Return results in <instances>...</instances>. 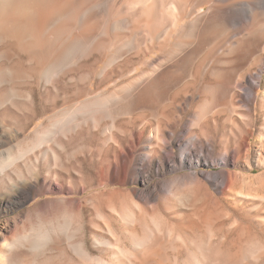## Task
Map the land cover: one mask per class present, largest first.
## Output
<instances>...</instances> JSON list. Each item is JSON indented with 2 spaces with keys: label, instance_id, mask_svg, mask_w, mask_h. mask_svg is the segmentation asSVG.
I'll use <instances>...</instances> for the list:
<instances>
[{
  "label": "rangeland",
  "instance_id": "rangeland-1",
  "mask_svg": "<svg viewBox=\"0 0 264 264\" xmlns=\"http://www.w3.org/2000/svg\"><path fill=\"white\" fill-rule=\"evenodd\" d=\"M108 1L113 3L111 0H74V8L68 12L70 9H66L69 8V3L65 0L61 5L57 0V3L55 0H16L13 4L31 6L37 12L42 8L47 10V18L32 15L31 20H35V23L33 27L29 23V28L21 26L13 29L4 24L8 18L21 22L23 17H17L19 19L16 20V16H0V165L4 166V171L0 174V203H3L0 207V228L7 223L10 225V232L6 233L5 238L12 241L19 235L32 233L40 223L50 218L48 210L52 211L64 199H77L75 214L79 216L77 220L83 223L84 232L74 242L83 237L93 256L104 255V247L97 246L94 238L104 239L110 236L96 212L93 196L102 189L144 188L142 183L121 186L115 181H108L109 167L119 153L115 150V142L117 140L125 146L140 135L142 145H147V140L159 126L157 129L161 128L165 139L174 142L172 150L176 153L177 168L155 176L150 181L151 186L158 187V194L155 199L157 201L153 200L148 204L149 215L155 212L154 205L158 204V200L172 196L164 192L167 186L176 188L173 195L181 194L194 186L191 172L199 171L209 175L227 173L236 180L233 186L228 187V193L217 189L221 185L215 181L212 188L209 185L212 180L205 182L215 192L216 200L212 201L227 213L216 228L222 227L223 232L229 233L228 221L231 216L239 224L254 228V235L264 239V226L260 229L256 223L260 214H263L264 204L255 197L264 193V73H261L264 71V51L256 53L237 77V80L247 82L248 79L254 81L261 74L263 80L255 91L254 99L248 98L247 92L242 89H231L227 98L219 100V105L208 114L209 117L205 116L198 121L195 119L200 105L212 101V95L205 92V87L215 84L216 78L212 73L214 67L223 62L226 56L228 59L234 57L231 50L240 39L261 28L264 30V2L258 1L262 2L260 5L255 2L261 8L258 15L251 18L250 0H224L225 3H233L240 12L236 11L229 28L216 36L196 57L191 78L172 85L167 92L159 94L157 97L161 101L155 107L139 104L137 99L136 102L134 98L127 96L128 92L123 88L146 72L145 61L162 59L176 42L194 44L195 40L185 36L180 39L174 37L170 42L163 39L155 42L152 40V43L151 40L144 41L143 34L140 33L143 32L141 20L125 25L127 3L135 0H121L116 13L107 19L103 32L90 41L88 53L84 57L74 64H68L50 79L43 75L46 68L81 32L86 18L84 16L100 15ZM199 1L189 2L192 7L189 5L182 23L193 22L208 11L210 4H196ZM43 3L45 4L42 5ZM50 4L55 12L61 11L59 15H53V11L47 8ZM63 8L67 13L62 11ZM119 50L122 51L120 61L108 65ZM241 58L245 59L244 56H238L236 65H243L245 60L240 62ZM250 73L254 78H250ZM195 74L197 75L194 77ZM164 93L166 97H163ZM114 97L120 98V101L116 103ZM98 99L108 100L110 105L107 104L109 107L99 115L98 120L79 116L74 129L56 135L57 137H49L50 141L45 142L47 144L34 148L32 152L19 154L23 148L28 150L37 133L52 127L53 118ZM225 100L230 101L231 105L225 103ZM197 136L206 146L207 140L211 141L213 147H209L207 152L198 146H190L191 142H196ZM243 136L248 138V148L235 154L234 148L240 147ZM187 148L196 154L203 153L208 164L193 169L182 165L181 156ZM11 156L17 159L10 162ZM215 156L222 160L224 156H228L229 161H222L220 165L215 162L213 164ZM144 163L148 165L147 158H144ZM55 179H59V186L55 184ZM250 179L253 180L252 185L248 183ZM21 190H26L29 198L15 199V193ZM68 205L70 206L69 202L65 201L63 207L68 209ZM176 205L167 215L175 217L179 223L187 221L190 210H186L183 205ZM103 210L102 213H109V210ZM160 213L167 217L165 212ZM2 244L3 241L0 246ZM4 251L0 247V254L3 255ZM32 252L29 248L17 250V258L13 263L7 262L4 256L2 259L7 264H82L67 243L54 244ZM173 255V252H169L168 257ZM149 256L145 254L144 258L150 260ZM155 258L161 261L159 257Z\"/></svg>",
  "mask_w": 264,
  "mask_h": 264
},
{
  "label": "bare ground",
  "instance_id": "bare-ground-1",
  "mask_svg": "<svg viewBox=\"0 0 264 264\" xmlns=\"http://www.w3.org/2000/svg\"><path fill=\"white\" fill-rule=\"evenodd\" d=\"M65 1L69 3V8L65 9H70L68 11L70 12L74 8V0ZM125 1L129 2L130 0ZM190 1L191 0H135L134 2L130 1L127 3L126 11L128 15L124 19L125 25L136 20H141L143 22V32L140 33L143 34L144 41L151 40L152 43V40L155 42L156 40L160 41L163 39L170 42L174 37L180 39L185 36L195 40L194 44L181 41L176 42L166 54L164 53L165 56L163 55L164 57L162 56V59H151L149 62L145 61V63H147L146 72L138 75L130 85L123 88L128 92L127 96L135 100L137 99L139 104L142 103L149 106L157 104L161 101L157 97L159 94L169 90L168 88L172 85L175 86V84L192 76L191 71L194 66V61L197 59L196 57L203 49H206L207 46L213 42L216 36L229 28L228 25L235 17L237 11L233 3H225L227 0H225V2H223L224 0H200L199 3L196 4H210V7L208 6V11L197 17V19H194L193 22L190 21L188 24H186V22L182 23L186 17V13L189 11L188 7L191 3ZM256 1L264 2V0H250L249 8L251 18H254L260 12L259 8L261 7H257V4L255 5ZM14 2H16V0H0V16H7V18L8 16H16V20L23 17L25 20L23 19L19 22L20 20L15 21V19L11 20L8 18L4 22L8 27L13 29L21 26L28 27L29 23L32 24L33 27L35 20H31V18L32 15L35 14L47 18L48 13L46 9L42 8L37 12L34 11L35 9H32L31 6L29 7L25 4L18 5L15 3L18 5L16 6L13 4ZM57 2L61 5L63 0H57ZM111 2L113 3L109 1L106 3L103 11L99 13L100 15L88 16L87 13L89 12L85 13L87 15L84 16V18H86L83 21L81 32L73 39L74 42H72L66 50L62 51L55 61L46 68L43 74L46 78L50 79L56 76L65 66L74 64L79 58L84 57V55L88 53L90 41L103 32V27L107 19L116 13V8H118L121 0H111ZM260 3L258 5H260ZM44 4L45 3L42 5ZM55 6L56 8L58 7L57 5ZM61 7H59V9H61ZM47 8L52 10L54 7L50 4ZM66 10L63 8L62 11L67 13ZM52 11L53 15H57L61 12H55L56 10ZM65 13H63V15ZM49 15L51 14L49 13ZM247 15H249V13ZM136 40L138 42V39ZM137 44L139 45V43ZM138 45L136 47H138ZM136 47L133 46L135 49ZM231 51L234 57L230 58L233 54L229 56L230 59L226 56L225 60L219 65L215 63L217 66L214 67L213 72L211 71L214 78H216L215 84L206 86L205 92L212 95V101L200 105L199 110L195 113L196 118L194 117L197 121L208 116V114L219 105V100H223V97L230 94L229 92L231 89H242L247 92L248 98H255V91L260 87L263 80L261 74H258V76L254 78L250 73V78H254L255 80L248 79L247 82L239 81L237 77L239 71L245 68L246 64L250 59H253L252 57L256 53L264 51V30L261 28L240 39ZM121 53L122 51H117L109 60L108 65L120 61L122 57ZM238 56L239 58L240 56H244L245 58V62L242 63L243 65L241 66L236 65ZM242 60L241 58L239 61L241 62ZM262 65H264V59ZM261 73H264V71L262 70ZM196 75L197 74H195L194 77ZM240 80H242V78ZM164 95L165 93L163 97ZM114 101L117 103L120 101V98H115ZM225 101L227 104L230 102H227L228 100ZM108 102V100L98 99L95 102L84 104L79 109L67 111L61 116L58 115V117L53 118L51 123L52 127L46 131L44 130V132L41 131L37 133V131L34 140L29 144L28 150L26 151L23 148L20 150L19 154L23 155L24 152H32L34 148L44 145L45 142L48 143V141H50L48 140L49 137H57L56 135L64 134L69 132L72 128L74 129L75 127L73 126L79 116H89L93 121L98 120L99 115L102 114L109 105ZM229 105L231 104L229 103ZM158 127L159 126H157V128ZM157 128L147 140L149 145H142L143 141L140 135L125 146L121 145L117 140L115 142V150L119 151V153L116 154L114 162H112L109 167L110 176L108 181H115L121 186L142 183L144 188L102 189L93 196L92 201L96 212L99 214L103 226L110 236L104 239L98 237L94 238L97 246L104 247V255L93 256L83 237L78 242H74L76 238L79 239L78 237L83 235L84 226L80 220H77L79 216L75 214L78 206L77 199H64L59 202L52 211L49 212L48 210L50 218L40 223L33 232L28 235H19L12 241H9L5 238V235L10 232V225L7 223L0 228V242L3 241L0 247L5 250L3 255L0 254V260L2 261L0 264H7V262L13 263V260L17 258V250L23 251L25 248H29L33 252H37L54 244L61 243H67L82 264H264V239L254 235V228L239 224L237 220L230 218L231 216L228 221L229 233L223 232L222 227L216 228V225H219L220 219L226 216L227 213L221 211L215 205L216 203L212 201L216 200L215 192L210 190L205 182L209 181V179L212 180V182L209 183L212 188L215 181L221 185V187H217V189L222 190L221 192L228 193V187L233 186L236 180L227 173L209 175L200 173L199 171L191 172L194 186L182 193L180 192L181 194L174 195L173 191H175L176 188L167 186L164 192L169 195L172 194V196L169 197L167 195L168 198L166 197V199L158 200V204L155 203L156 205H154V207L156 206V209L154 208L155 212L152 210L153 215H149L150 210L148 212V204L153 200L154 202L157 201L155 199L158 194L156 190L158 187L151 186L150 181L155 176H160L173 168H177L176 153L172 150L174 142H168L162 133L163 131L161 132V128ZM195 140L196 142H191L190 146H198L202 151H206L209 147H213V144L209 140H207V146L202 144L201 140L199 141L198 136ZM247 141L248 138L244 137L240 147L237 149L234 148L235 154L236 152H243L248 148ZM144 143L146 144L147 142ZM147 150L148 152H146ZM183 151L181 156L182 165L193 169L196 166L208 164V159L203 153L196 154V152L190 151L189 148ZM136 152L137 154H135ZM11 157L9 158L11 159L10 162L17 159L16 157ZM144 158L148 160L147 166L144 163ZM222 161H229L228 156H224L223 160L218 157L212 160L213 164L215 162V164L219 165ZM1 165L0 174L4 171V166L2 167ZM57 180L59 181V179H55L56 185L58 184ZM248 183L252 185L253 180L250 179ZM32 185L35 186L33 183ZM248 195L254 196L251 194ZM255 197L260 199L264 204V193ZM22 198H25V200L29 198L26 190L15 193V199L20 200ZM65 201L70 204V206L68 205V209L63 207ZM176 204L183 205L186 210H190L187 221L179 223L176 222L175 217L173 218L171 215H167L169 214L168 211H173L171 209H173ZM1 206H3V203H0V207ZM104 208L109 210L108 214L102 213ZM160 212H165L167 217H164ZM256 223L258 228H263L264 211L263 214H260V219H257ZM256 231L258 230L256 229ZM169 252H173L174 254L171 258L168 257ZM145 254L150 255V260L144 258ZM3 256L7 259V262L2 259ZM155 257H159L161 263L156 260Z\"/></svg>",
  "mask_w": 264,
  "mask_h": 264
}]
</instances>
